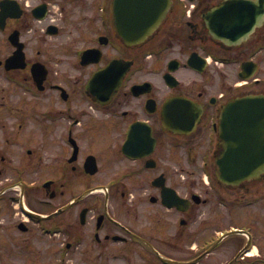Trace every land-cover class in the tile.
I'll list each match as a JSON object with an SVG mask.
<instances>
[{"label": "flooded vegetation", "instance_id": "1", "mask_svg": "<svg viewBox=\"0 0 264 264\" xmlns=\"http://www.w3.org/2000/svg\"><path fill=\"white\" fill-rule=\"evenodd\" d=\"M226 1L0 0V264H264V171L215 162L264 0Z\"/></svg>", "mask_w": 264, "mask_h": 264}, {"label": "water", "instance_id": "2", "mask_svg": "<svg viewBox=\"0 0 264 264\" xmlns=\"http://www.w3.org/2000/svg\"><path fill=\"white\" fill-rule=\"evenodd\" d=\"M235 2L245 3L243 0L226 1L215 8L213 15L227 14L233 19H241L242 9L233 8ZM219 136L222 150L216 163L220 179L236 184L257 177L264 170V94L230 100L220 114Z\"/></svg>", "mask_w": 264, "mask_h": 264}, {"label": "rangeland", "instance_id": "3", "mask_svg": "<svg viewBox=\"0 0 264 264\" xmlns=\"http://www.w3.org/2000/svg\"><path fill=\"white\" fill-rule=\"evenodd\" d=\"M256 206H257V203H253V206H250V212L253 214V213H256V212H258V209L256 208ZM226 216V215H225ZM225 222L227 223V225L228 224H233V225H235V224H238V223H240L239 221H237L235 218H233V217H230V218H228V219H226L225 220ZM250 261V260H249ZM255 264V263H254Z\"/></svg>", "mask_w": 264, "mask_h": 264}]
</instances>
